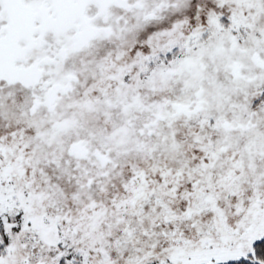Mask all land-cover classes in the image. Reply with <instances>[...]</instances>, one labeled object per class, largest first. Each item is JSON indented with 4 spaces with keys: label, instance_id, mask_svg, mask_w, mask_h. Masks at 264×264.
<instances>
[{
    "label": "snow or ice",
    "instance_id": "snow-or-ice-1",
    "mask_svg": "<svg viewBox=\"0 0 264 264\" xmlns=\"http://www.w3.org/2000/svg\"><path fill=\"white\" fill-rule=\"evenodd\" d=\"M0 264H264V0H0Z\"/></svg>",
    "mask_w": 264,
    "mask_h": 264
}]
</instances>
